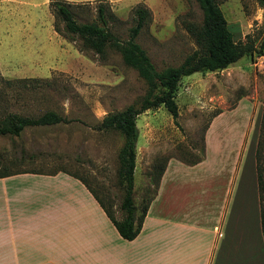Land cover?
<instances>
[{"label": "rangeland", "instance_id": "374dc122", "mask_svg": "<svg viewBox=\"0 0 264 264\" xmlns=\"http://www.w3.org/2000/svg\"><path fill=\"white\" fill-rule=\"evenodd\" d=\"M216 2L235 41H251L258 50L264 38V16L259 3ZM65 3L72 5L78 24H99L97 9L102 5L108 28L120 43L130 37L136 8H145L150 20L135 42L158 72L178 67L197 49L185 29L189 23L199 26L202 22L195 0ZM50 19L55 38L46 35L47 26H41ZM55 26L63 28L49 5L45 10L26 2L0 0V120L9 114L35 119L52 111L69 121L28 127L19 137L0 136V174L66 172L86 182L119 220L123 191L118 180V155L124 139L117 131H99L97 127L106 115L137 105L146 95L147 86L113 49L107 48L103 58L91 50L81 51L79 40L70 41L62 32H56ZM240 100L254 106L255 125L260 127L257 162L264 170L263 53L246 56L216 73L184 77L175 99L177 125L163 107L137 118L140 149L135 160L133 198L139 210L154 191L151 174L157 173L158 169L153 170L156 163L166 164L171 158L185 162L200 159L203 134L214 114ZM244 110L246 121L251 111Z\"/></svg>", "mask_w": 264, "mask_h": 264}, {"label": "crops", "instance_id": "0c3cea01", "mask_svg": "<svg viewBox=\"0 0 264 264\" xmlns=\"http://www.w3.org/2000/svg\"><path fill=\"white\" fill-rule=\"evenodd\" d=\"M5 1L46 10L54 0ZM41 26L57 36L51 19ZM244 103L210 121L199 163L168 160L132 241L120 237L80 178L33 171L0 178V264H264L260 127ZM139 149L137 141L136 157Z\"/></svg>", "mask_w": 264, "mask_h": 264}, {"label": "trees", "instance_id": "16d2710c", "mask_svg": "<svg viewBox=\"0 0 264 264\" xmlns=\"http://www.w3.org/2000/svg\"><path fill=\"white\" fill-rule=\"evenodd\" d=\"M195 1L201 10L202 22L199 26L189 23L185 26V29L197 49L186 56L178 67H167L161 72L156 71L147 53L135 42L142 28L150 20V13L145 8H136L134 12L136 23L130 31V37L124 43H120L108 28L105 8L102 5L97 9L99 24H78L71 11L72 5L56 0L49 4V9L54 18L63 24L62 30L55 26L56 32H62L70 41L79 40L81 51L91 50L101 58L106 55L107 48L113 49L120 54L123 63L135 70L147 86L146 95L137 105H130L123 111L106 115L97 127L99 131H117L124 139L118 155V180L123 191V197L119 205V210L122 212L121 219H116L88 186L120 237L126 241L134 240L140 233L149 204L156 194L166 165L165 163L160 165L158 161L154 166V171L158 169L157 173L151 174L154 191L139 210L133 198L136 144L139 135L136 125L137 118L147 111L163 107L177 125L179 113L175 99L179 84L184 77L195 73H216L227 69L246 56L262 55L264 53V38L258 50L251 41L244 43L235 41L216 0ZM256 1L263 9L264 16V0ZM220 112H216L213 118ZM68 122V120L52 111L46 112L35 119L9 114L0 120V136L19 137L21 132L28 127H46ZM203 155L204 149L200 159L192 162H181L193 166L202 160ZM257 155L256 159L258 161ZM257 167L261 199V226L264 239V170L259 168L258 162ZM10 175L13 174H0V178ZM84 183L86 184V182Z\"/></svg>", "mask_w": 264, "mask_h": 264}]
</instances>
